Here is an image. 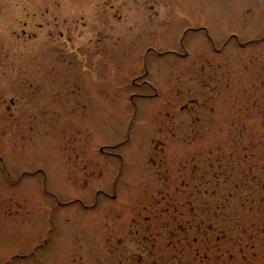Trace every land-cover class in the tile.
<instances>
[{
    "label": "rangeland",
    "instance_id": "rangeland-1",
    "mask_svg": "<svg viewBox=\"0 0 264 264\" xmlns=\"http://www.w3.org/2000/svg\"><path fill=\"white\" fill-rule=\"evenodd\" d=\"M0 264H264V0H0Z\"/></svg>",
    "mask_w": 264,
    "mask_h": 264
}]
</instances>
